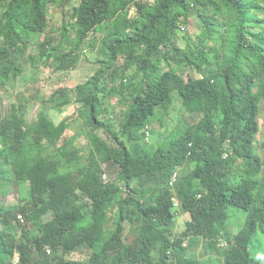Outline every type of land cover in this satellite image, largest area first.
I'll use <instances>...</instances> for the list:
<instances>
[{"label": "trees", "instance_id": "obj_1", "mask_svg": "<svg viewBox=\"0 0 264 264\" xmlns=\"http://www.w3.org/2000/svg\"><path fill=\"white\" fill-rule=\"evenodd\" d=\"M0 2V90L26 71L19 47L36 43L39 58L58 69L76 66L87 45L98 56L84 82L41 98L36 119L26 118L28 98L0 114L1 164L11 165L16 183L27 187L17 205L0 206V264H202L188 255L190 245L204 239L208 252L219 251L229 239L223 229L229 206L247 213L241 246L247 264H264L250 252L264 233V141L263 151L255 147L264 99V0ZM51 6L62 13L56 27ZM191 15L199 32L185 35L181 46L177 31ZM181 65L199 76L186 79L176 70ZM126 90L132 94L120 130L106 100L116 91L122 101ZM174 92L200 118L153 150L134 152L123 135L136 143L160 109L169 112ZM71 102L93 145L86 165L75 137L67 136L70 120L50 115ZM189 161L194 167L179 172ZM64 163L73 169L58 171ZM103 164L118 169V180L104 177ZM178 211L190 214L181 232L174 230ZM16 221L18 236L10 229ZM83 246L92 249L89 258L64 257ZM48 248L62 258L48 260Z\"/></svg>", "mask_w": 264, "mask_h": 264}, {"label": "rangeland", "instance_id": "obj_2", "mask_svg": "<svg viewBox=\"0 0 264 264\" xmlns=\"http://www.w3.org/2000/svg\"><path fill=\"white\" fill-rule=\"evenodd\" d=\"M156 0H149L150 3H154ZM75 3H79L80 0H74ZM4 6L0 2V15L3 11ZM61 12H58L54 6L50 7V17H53V26L58 25V21L61 20ZM185 26V28H183ZM199 32V22L195 15H191L187 24H182L181 28L177 31L178 43L181 46L186 45L185 35H191L196 37ZM101 33L95 35L96 39L99 41ZM41 39L44 35L40 36ZM212 43L218 46L220 43V38L215 36L212 39ZM19 50L23 51V58L26 63V71L20 75L16 80L8 83L4 88L0 90V114L10 115L11 114V104L17 102L19 99L25 100L28 98L27 113L26 118L28 121L36 119L38 112L40 110V100L41 98L47 97L54 89L68 86L75 87L77 84L84 82L90 75H92L98 67L96 63L97 51L91 49L88 45L83 48V53L81 59L76 64V66L69 69H58L56 68L55 61L52 59L48 62L41 60L40 52L38 50V45L33 43L27 48L19 47ZM37 60V61H36ZM176 70L181 73L186 79L190 76L197 77L199 73L188 66L181 65L176 66ZM136 72L135 68H132L128 72V76L133 78ZM108 80V79H107ZM108 82L109 87L112 83ZM114 86V84H113ZM112 86V90H115ZM132 93L126 90L123 93V100L120 101V95L116 91H112L106 100V104L109 107L111 113L109 116L113 118L116 128H120L122 124V118L124 111L126 110L127 101L126 99ZM173 104L170 107L168 113L164 112L162 109L158 112V116L155 118L154 122L149 126L145 135L141 134L136 143H133L126 135H123L130 148L136 152L138 151H150L156 148L166 136L168 138H173L179 135L189 123H194L200 118V114L190 113L186 111L178 98V94L174 92ZM78 103L71 102L64 105L58 109H51L50 115L56 121L59 122L63 118H68L70 120V127L67 130V136H73L74 145L80 150L82 156L81 164L86 165L89 163V159L92 155L93 145L91 138L83 129V121L77 115ZM260 122V132L255 137V147L259 151H263L261 144L264 141V99L261 101V110L259 115ZM103 136L106 133L101 131ZM106 178L110 180H118V169L115 166L102 165ZM194 167V162L189 161L179 172H189ZM58 171L71 170L73 167L71 165L62 164L58 167ZM6 179L2 180L0 178V206L11 207L17 205L21 202L20 197L26 195L27 187L22 188L16 183L15 173L11 165H3L0 160V174ZM176 202L178 207L175 206L174 210L179 209V199L176 197ZM180 210V209H179ZM19 219L24 225L28 226L27 220L23 215H19ZM190 220L189 213H181L178 211L176 214L174 230L181 232L186 228L187 221ZM17 222V221H16ZM107 226L113 228L114 224L111 221L108 222ZM4 225H0V228ZM11 231L17 236L21 233V226L14 223L10 227ZM226 234L229 236L228 244L227 241H222V247L220 250H215L214 254L208 252L207 245L208 241L201 239L198 244V240L190 245L189 253L196 254L201 258L202 264H247L249 262L245 251L242 249V244L245 241L247 235V213L245 210L236 207L229 206L226 209V224L223 228ZM129 239L134 237V234L129 231ZM250 247V252L253 256L257 258H264V233H261L254 239ZM228 248V249H226ZM38 254V253H37ZM92 254V249L88 246H83L80 249L71 251L70 253L64 255L66 259L74 260H85L89 258ZM213 254V255H210ZM45 257L49 260L50 258H62V254L57 250L47 249V255ZM55 256V257H54ZM19 260V255L16 254L14 261L15 263ZM184 264L183 261L179 262Z\"/></svg>", "mask_w": 264, "mask_h": 264}, {"label": "built area", "instance_id": "obj_3", "mask_svg": "<svg viewBox=\"0 0 264 264\" xmlns=\"http://www.w3.org/2000/svg\"><path fill=\"white\" fill-rule=\"evenodd\" d=\"M175 176H176V174H175ZM175 176L173 177V179L175 178ZM104 177L106 178V174L104 175Z\"/></svg>", "mask_w": 264, "mask_h": 264}]
</instances>
